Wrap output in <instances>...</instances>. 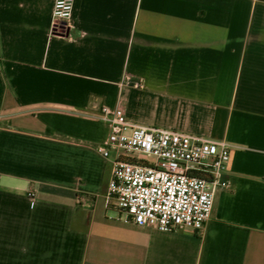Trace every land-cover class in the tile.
Masks as SVG:
<instances>
[{"label":"crops","instance_id":"0c3cea01","mask_svg":"<svg viewBox=\"0 0 264 264\" xmlns=\"http://www.w3.org/2000/svg\"><path fill=\"white\" fill-rule=\"evenodd\" d=\"M54 3L0 0V264H264V0ZM103 105L231 146L202 234L108 204Z\"/></svg>","mask_w":264,"mask_h":264},{"label":"built area","instance_id":"2783aa9c","mask_svg":"<svg viewBox=\"0 0 264 264\" xmlns=\"http://www.w3.org/2000/svg\"><path fill=\"white\" fill-rule=\"evenodd\" d=\"M75 0H55L52 32L65 36L71 28ZM97 119L109 126L98 153L112 163L108 204L138 226L163 233L202 234L210 221L231 146L168 129L130 121L119 105H103Z\"/></svg>","mask_w":264,"mask_h":264},{"label":"water","instance_id":"95a60500","mask_svg":"<svg viewBox=\"0 0 264 264\" xmlns=\"http://www.w3.org/2000/svg\"><path fill=\"white\" fill-rule=\"evenodd\" d=\"M68 33H69V30L67 31V34L66 35H68Z\"/></svg>","mask_w":264,"mask_h":264}]
</instances>
